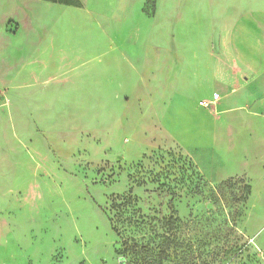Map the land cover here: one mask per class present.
I'll list each match as a JSON object with an SVG mask.
<instances>
[{"label":"rangeland","instance_id":"rangeland-1","mask_svg":"<svg viewBox=\"0 0 264 264\" xmlns=\"http://www.w3.org/2000/svg\"><path fill=\"white\" fill-rule=\"evenodd\" d=\"M100 3L2 14L34 26L0 39L26 49L0 75L19 89L0 90V264H264L241 159L264 139L235 121L255 69L227 48L225 0Z\"/></svg>","mask_w":264,"mask_h":264},{"label":"crops","instance_id":"crops-1","mask_svg":"<svg viewBox=\"0 0 264 264\" xmlns=\"http://www.w3.org/2000/svg\"><path fill=\"white\" fill-rule=\"evenodd\" d=\"M11 6L10 9L8 8ZM12 0H0V39H3L4 42H17V38L20 36V32L27 28H32L31 21L27 19L26 22H23L22 19L17 20V18L13 17V12H16L17 7L15 4L11 3ZM34 2H42L48 3L51 5H57L60 7L72 8L76 10H81L82 8H89L94 11V13H98L101 9L102 11L106 8L103 6L108 5V3H100L96 4V0H78L81 4V7L75 6H67L60 3H50L44 2L41 0H28ZM127 1V0H122ZM264 3V0H262ZM224 6L226 7V11L223 14V22L222 24L226 27L228 31V43L227 48L230 49V52L236 58L237 62L244 63V64H252L255 69V91H246V95L242 96L243 105L240 107V114L238 115V121L236 126L239 129L244 130L246 127L242 123V119L246 118L255 125H258L260 128L258 132H260V136L262 140L264 139V10L259 9H247V0H225ZM10 13V16H3V12ZM102 27V26H101ZM224 27V28H225ZM103 30V29H102ZM34 44V40H30L26 45L31 46ZM10 45V44H9ZM6 45L0 46V75L3 74L5 71L9 69V67L15 63H17L20 59L24 56L22 55L24 50H19L18 54L16 53L18 48L12 49L11 46ZM9 48V49H8ZM257 48V50H256ZM246 49H250V55H246ZM14 50V52H12ZM33 59V58H31ZM38 60L34 61L37 62ZM23 62V59H22ZM34 87L33 85L26 86V88ZM10 90V91H18L14 86H11L7 83L0 82V90ZM248 92H253V101L251 95H247ZM229 125L234 126V121L229 123ZM247 126L249 125L246 124ZM249 152V150H247ZM253 152V151H252ZM247 153V155H243L241 158L243 163L245 164L243 167H249L250 169L254 166L257 173L256 177L258 178L255 181L256 184V191L264 193V186L263 188L259 187V183H264V148L262 152L258 154L254 153ZM250 175L251 174L250 172ZM254 176V175H253ZM259 195L254 196L253 202L254 204H260L264 202V196L261 195V199H259L260 203L257 202ZM262 207V206H261ZM250 221L248 222L249 225ZM264 223L263 218H261L260 223L258 226L249 227L248 230L252 232H256L260 226ZM256 240L262 243L264 240V236L258 237Z\"/></svg>","mask_w":264,"mask_h":264},{"label":"trees","instance_id":"trees-1","mask_svg":"<svg viewBox=\"0 0 264 264\" xmlns=\"http://www.w3.org/2000/svg\"><path fill=\"white\" fill-rule=\"evenodd\" d=\"M41 1L50 2V3H60L67 6L81 7V4L78 0H41Z\"/></svg>","mask_w":264,"mask_h":264},{"label":"built area","instance_id":"built-area-1","mask_svg":"<svg viewBox=\"0 0 264 264\" xmlns=\"http://www.w3.org/2000/svg\"><path fill=\"white\" fill-rule=\"evenodd\" d=\"M214 101H211V102H201V106H203V107H209V106H215L216 105V99H217V97L215 96L214 97Z\"/></svg>","mask_w":264,"mask_h":264}]
</instances>
